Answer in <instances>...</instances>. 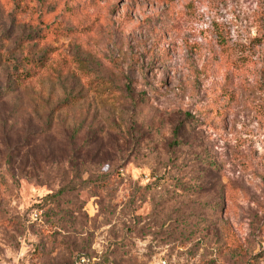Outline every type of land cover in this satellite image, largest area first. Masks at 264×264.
<instances>
[{
	"label": "rangeland",
	"instance_id": "1",
	"mask_svg": "<svg viewBox=\"0 0 264 264\" xmlns=\"http://www.w3.org/2000/svg\"><path fill=\"white\" fill-rule=\"evenodd\" d=\"M0 264H264V0H0Z\"/></svg>",
	"mask_w": 264,
	"mask_h": 264
},
{
	"label": "trees",
	"instance_id": "2",
	"mask_svg": "<svg viewBox=\"0 0 264 264\" xmlns=\"http://www.w3.org/2000/svg\"><path fill=\"white\" fill-rule=\"evenodd\" d=\"M170 1H173V0H170ZM46 57H47V53L38 58L31 57L29 55L21 57V59L23 60V63L26 66H29L30 68L23 70L21 72H17L15 75V80L13 81V84H15L17 87H20V86H23L27 80L33 78L37 74V71L40 68H43L45 66L47 62Z\"/></svg>",
	"mask_w": 264,
	"mask_h": 264
},
{
	"label": "built area",
	"instance_id": "3",
	"mask_svg": "<svg viewBox=\"0 0 264 264\" xmlns=\"http://www.w3.org/2000/svg\"><path fill=\"white\" fill-rule=\"evenodd\" d=\"M34 214H35V216H37L38 215V212H35Z\"/></svg>",
	"mask_w": 264,
	"mask_h": 264
}]
</instances>
